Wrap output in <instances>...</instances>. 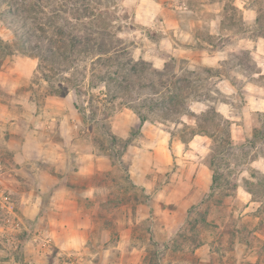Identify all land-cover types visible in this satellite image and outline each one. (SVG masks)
<instances>
[{
	"label": "rangeland",
	"instance_id": "374dc122",
	"mask_svg": "<svg viewBox=\"0 0 264 264\" xmlns=\"http://www.w3.org/2000/svg\"><path fill=\"white\" fill-rule=\"evenodd\" d=\"M247 10L255 16L250 25ZM85 42L110 52L78 46ZM189 46L192 62L176 51ZM214 52L225 56L216 66L197 62ZM28 58L36 62L30 69ZM164 68L202 75L204 94L189 110L213 107L230 121L234 147L216 160L235 184L225 204L209 196V135L183 143L170 135L178 122L135 123L136 109L156 96L152 70ZM69 99L86 121L82 142L113 164L72 178L93 217L87 244L60 254L31 237L38 224L21 220L31 176L13 162L7 124L0 125V264H264V210L253 200L264 194L249 192L264 180V136H254L256 128L264 134V0H0V102L11 115L57 121ZM179 121L195 122L190 115ZM18 123L25 126L21 117ZM49 130L60 141L57 125ZM88 185L91 197L80 190ZM204 208L208 225L199 226L195 246L184 229Z\"/></svg>",
	"mask_w": 264,
	"mask_h": 264
},
{
	"label": "crops",
	"instance_id": "0c3cea01",
	"mask_svg": "<svg viewBox=\"0 0 264 264\" xmlns=\"http://www.w3.org/2000/svg\"><path fill=\"white\" fill-rule=\"evenodd\" d=\"M247 24L254 23L255 16L247 10L244 20ZM194 35H191L190 41ZM181 52L190 62L196 54L193 46L184 47ZM198 63L206 67L216 66L225 58L214 52L212 55L198 56ZM27 69L36 65L32 59H26ZM11 71L7 72V76ZM9 77V76H8ZM71 100H67L66 112L55 121L37 118L27 112L21 116L11 115L6 103L0 102V125L7 124L5 143L11 151L13 162L18 163V169L31 176L32 186L21 200V220L33 221L38 229L31 231L34 240H41L53 246L58 253H74L85 247L93 227L92 213L83 209L79 199L81 193L73 184L75 176L88 178L96 172L108 171L112 168L111 158L97 153L90 144L82 142L86 131V121L77 111ZM25 107L31 109L29 105ZM73 108V109H72ZM25 123L21 127L18 119ZM134 123V122H133ZM137 126H145L147 122ZM151 124V123H150ZM57 125L60 141L53 139L51 127ZM3 128V127H1ZM125 132L123 136H127ZM73 164L72 168H69ZM67 166V168H66ZM79 190V189H78ZM82 194L91 197L93 187L88 185ZM81 264H92L87 261Z\"/></svg>",
	"mask_w": 264,
	"mask_h": 264
},
{
	"label": "trees",
	"instance_id": "16d2710c",
	"mask_svg": "<svg viewBox=\"0 0 264 264\" xmlns=\"http://www.w3.org/2000/svg\"><path fill=\"white\" fill-rule=\"evenodd\" d=\"M78 46L84 49L96 48L100 53L110 52V47L104 44L85 42L78 44ZM113 51L119 53L120 50ZM152 71L158 78V81L156 83L151 81L148 86L151 85L152 87L154 85L153 94H156V96L153 99L146 100L145 104L136 109L140 123L149 121L153 124H164L166 122L175 124L178 122L181 126L176 128L174 132L171 131L170 135L178 133V139L183 143L188 142L196 134L209 135L213 141L209 154L211 155L209 165L213 172L209 196L214 204H225L227 198H231L232 194L230 190L235 188V184L227 177H223L216 160H222L226 153H230V148L234 147L229 131L230 121L227 118H223L213 107H210L207 112L200 114L189 110V103L200 100V95L204 94L199 89L201 82L204 80L202 75L195 74L193 77H190V74H194V71L188 68L183 69L178 76L171 75L167 68ZM203 71L210 73L212 70L210 68H203ZM183 115L192 116L195 121L194 124H186L179 121ZM254 131L255 137L257 135L264 136L261 130L256 128ZM255 189L261 195L264 194V180L261 181L260 179L253 187H249V192L253 195ZM253 200L258 201L260 209L264 210V199L262 200L257 195L253 196ZM207 215L208 210L204 208L202 211L197 212L194 217L187 220L184 232L189 231L192 234L190 238L194 241L196 239V243L192 242L195 246L197 243L198 245L200 243V240H197L199 237V226L208 225ZM195 232L198 234H195Z\"/></svg>",
	"mask_w": 264,
	"mask_h": 264
}]
</instances>
